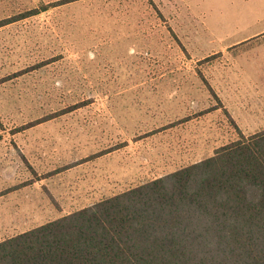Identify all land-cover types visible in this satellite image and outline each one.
Instances as JSON below:
<instances>
[{
    "label": "rangeland",
    "instance_id": "obj_1",
    "mask_svg": "<svg viewBox=\"0 0 264 264\" xmlns=\"http://www.w3.org/2000/svg\"><path fill=\"white\" fill-rule=\"evenodd\" d=\"M55 1L0 0V20ZM263 130L264 0H81L0 27V241Z\"/></svg>",
    "mask_w": 264,
    "mask_h": 264
},
{
    "label": "trees",
    "instance_id": "obj_2",
    "mask_svg": "<svg viewBox=\"0 0 264 264\" xmlns=\"http://www.w3.org/2000/svg\"><path fill=\"white\" fill-rule=\"evenodd\" d=\"M0 264H264V130L0 241Z\"/></svg>",
    "mask_w": 264,
    "mask_h": 264
},
{
    "label": "crops",
    "instance_id": "obj_3",
    "mask_svg": "<svg viewBox=\"0 0 264 264\" xmlns=\"http://www.w3.org/2000/svg\"><path fill=\"white\" fill-rule=\"evenodd\" d=\"M154 1L157 2V3H158V2H159V3H164V2H169L170 0H154ZM241 62H243V56H242V55H240V63H241ZM240 63H239V64H240ZM240 70L242 71V68H241V67H240ZM244 73H245V72H244ZM245 74H246V73H245ZM257 74H258V73H257ZM255 81H256L255 78H254V79H253L252 77H251V78H247V76H246V79H245V78H242V79H241V82H242V83H244V82H245V83H248V85H249V86H247L248 88L251 86V84L255 83ZM257 82H258V83L261 82L260 79H258V80L256 81V83H257ZM256 83H255V84H256ZM256 85H257V84H256ZM244 88H246V86H244ZM256 89H257V86H256Z\"/></svg>",
    "mask_w": 264,
    "mask_h": 264
}]
</instances>
